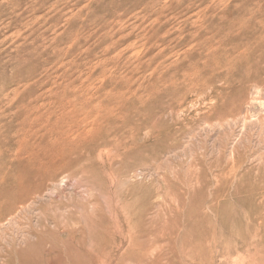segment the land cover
<instances>
[{"label":"rangeland","instance_id":"1","mask_svg":"<svg viewBox=\"0 0 264 264\" xmlns=\"http://www.w3.org/2000/svg\"><path fill=\"white\" fill-rule=\"evenodd\" d=\"M0 217V264H264V0H0Z\"/></svg>","mask_w":264,"mask_h":264},{"label":"bare ground","instance_id":"2","mask_svg":"<svg viewBox=\"0 0 264 264\" xmlns=\"http://www.w3.org/2000/svg\"><path fill=\"white\" fill-rule=\"evenodd\" d=\"M16 215V214H15ZM4 217V216H3ZM8 217H11V216H8ZM1 218V217H0ZM5 222V221H4ZM3 225V224H2ZM0 226H1V224H0ZM4 230V229H3ZM23 238V237H22ZM1 239V238H0ZM1 247V246H0ZM8 247V246H7ZM9 249V248H8ZM3 250V249H2ZM1 253V252H0Z\"/></svg>","mask_w":264,"mask_h":264}]
</instances>
